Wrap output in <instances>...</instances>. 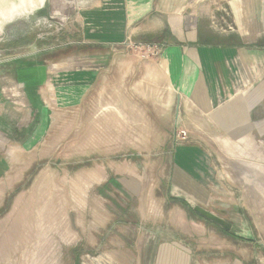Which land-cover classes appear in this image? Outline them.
Instances as JSON below:
<instances>
[{
	"label": "rangeland",
	"instance_id": "obj_1",
	"mask_svg": "<svg viewBox=\"0 0 264 264\" xmlns=\"http://www.w3.org/2000/svg\"><path fill=\"white\" fill-rule=\"evenodd\" d=\"M70 1L0 0V101L17 108L14 135L24 134L22 122L36 125L37 103L47 113L0 204V264H136L158 241L213 264H264V139L211 116L179 122L174 107L159 106L168 92L157 48H113L123 56L97 72L77 105L57 104L50 86L21 106L18 76L33 64L41 80L39 63L74 45L83 21ZM176 149L201 180L189 190L173 179ZM194 206L232 223L230 231Z\"/></svg>",
	"mask_w": 264,
	"mask_h": 264
},
{
	"label": "crops",
	"instance_id": "obj_2",
	"mask_svg": "<svg viewBox=\"0 0 264 264\" xmlns=\"http://www.w3.org/2000/svg\"><path fill=\"white\" fill-rule=\"evenodd\" d=\"M78 4L77 0L69 4L83 21L79 37L69 42L74 44L69 52L49 64L38 62L41 80L34 76L33 64L28 65L26 77L18 76L24 89L21 106L28 103L29 93L50 86L57 104L77 105L97 72L121 56L113 54V48L129 42L148 43L158 50V72L168 92L167 97L161 98L160 92L155 99L159 106L174 107L179 122L211 116L234 128L247 125L248 133L264 139V0H81V8ZM26 68L19 66L20 71ZM1 101L0 204L9 185H14L11 182L22 173V164L29 162L22 152L36 148L47 128L45 103L41 102L35 105L40 109L36 125L22 122L24 134L14 135L18 121H14L13 109L17 108ZM192 114L196 117H189ZM191 148L195 147H187L188 151L195 153ZM175 151L173 163L180 164L173 176L175 183L185 189L186 183L200 184L176 160L181 153ZM143 248L136 264L215 263L189 252L187 256L175 245L159 241Z\"/></svg>",
	"mask_w": 264,
	"mask_h": 264
},
{
	"label": "water",
	"instance_id": "obj_3",
	"mask_svg": "<svg viewBox=\"0 0 264 264\" xmlns=\"http://www.w3.org/2000/svg\"><path fill=\"white\" fill-rule=\"evenodd\" d=\"M177 110H178V107L176 108V115L175 116H177ZM193 210L196 211L197 213H199L201 216L203 215L204 217L210 219L211 221L226 227V229L231 227L230 223H227L222 218L218 217L217 215L215 216L213 213L207 211L206 209L200 208L198 206H194Z\"/></svg>",
	"mask_w": 264,
	"mask_h": 264
},
{
	"label": "flooded vegetation",
	"instance_id": "obj_4",
	"mask_svg": "<svg viewBox=\"0 0 264 264\" xmlns=\"http://www.w3.org/2000/svg\"><path fill=\"white\" fill-rule=\"evenodd\" d=\"M208 211V210H207ZM199 214V213H198ZM200 215V214H199ZM201 216V215H200ZM203 216V215H202ZM201 216V217H202ZM216 216V215H215ZM204 217V216H203ZM219 217V216H218ZM206 218V217H205ZM208 219V218H207ZM208 220H210V219H208ZM211 221V220H210ZM212 223H214V224H218V223H215V222H213V221H211ZM228 223V222H227ZM219 226H222V225H220V224H218ZM231 226H232V223H231ZM222 228L224 229V230H226V231H230V229H231V227H229V228H227L226 229V227H224V226H222Z\"/></svg>",
	"mask_w": 264,
	"mask_h": 264
},
{
	"label": "built area",
	"instance_id": "obj_5",
	"mask_svg": "<svg viewBox=\"0 0 264 264\" xmlns=\"http://www.w3.org/2000/svg\"><path fill=\"white\" fill-rule=\"evenodd\" d=\"M178 135L181 136V138L184 139V138L186 137V136H185V135H186L185 130H184V131H183V130H180L179 133H178Z\"/></svg>",
	"mask_w": 264,
	"mask_h": 264
},
{
	"label": "trees",
	"instance_id": "obj_6",
	"mask_svg": "<svg viewBox=\"0 0 264 264\" xmlns=\"http://www.w3.org/2000/svg\"><path fill=\"white\" fill-rule=\"evenodd\" d=\"M182 203L184 204V205H186L187 203H185L184 201H182Z\"/></svg>",
	"mask_w": 264,
	"mask_h": 264
}]
</instances>
